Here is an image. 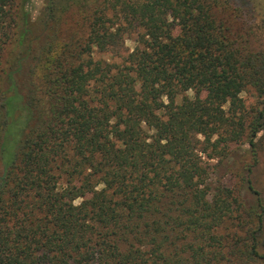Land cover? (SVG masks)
Wrapping results in <instances>:
<instances>
[{
	"label": "trees",
	"instance_id": "trees-1",
	"mask_svg": "<svg viewBox=\"0 0 264 264\" xmlns=\"http://www.w3.org/2000/svg\"><path fill=\"white\" fill-rule=\"evenodd\" d=\"M67 1L81 6L47 0L26 98L7 93L16 71L0 87V264H264L251 180L211 186L200 156L253 149L264 50L232 36L219 0H119L62 42ZM28 2L0 0V44L23 47ZM249 87L263 110L248 124Z\"/></svg>",
	"mask_w": 264,
	"mask_h": 264
},
{
	"label": "rangeland",
	"instance_id": "rangeland-1",
	"mask_svg": "<svg viewBox=\"0 0 264 264\" xmlns=\"http://www.w3.org/2000/svg\"><path fill=\"white\" fill-rule=\"evenodd\" d=\"M80 8L74 5V2L67 1L65 7L60 10L61 31L60 39L62 42L70 40L71 29L82 39L88 29L85 28L84 21H88L86 15L93 10H103L106 5H115L119 0H78ZM134 1V0H132ZM47 0H29L26 4V10L29 16V32L26 35L22 48L17 47L14 43V37L7 42L0 44V87L3 90H8L9 85L6 75L10 71H16L14 74V83L12 88L7 91L8 95L14 92L19 93L26 98L28 87V71L32 65V55L37 53L38 47L43 43V39L47 37L46 28L43 27L45 21V13ZM227 5L225 7L224 5ZM217 15L219 16L223 10L221 6L227 10L226 17L231 27L232 36L241 42L249 52L254 53L264 50V0H219ZM67 9V10H66ZM97 11V12H98ZM89 14V15H90ZM44 29L46 31H44ZM126 39L125 48L132 49V35ZM28 48V55L24 54L23 50ZM21 65L20 70L17 66ZM47 67L49 63H45ZM203 93L201 97H204ZM245 109L246 122L249 124L254 121L259 112L263 110L262 100L258 98L254 88H247L240 95ZM181 98H178L179 102ZM23 111H16L14 117L17 119L23 118ZM223 145H221L222 147ZM226 150L227 154L216 156L215 159L209 160L204 154H200L203 165L209 172L208 182L211 186L224 184L225 186L239 188L245 185L242 179L247 176L251 180L252 187L260 199L261 206L264 209V125L257 133L254 140L253 149L245 142L232 144ZM210 152V151H209ZM1 166V164H0ZM250 170V174L248 173ZM244 187V186H243ZM245 206H250L254 203L256 195L250 191L242 193ZM79 200L75 201L78 203ZM244 232L241 231L240 236L243 237ZM260 250L264 252V213L262 221V231L258 236ZM219 264H229L227 258ZM239 264H260L242 262Z\"/></svg>",
	"mask_w": 264,
	"mask_h": 264
}]
</instances>
